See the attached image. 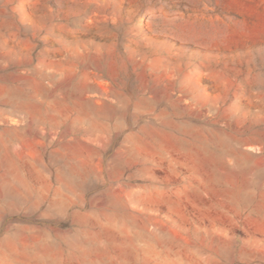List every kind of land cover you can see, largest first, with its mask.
I'll list each match as a JSON object with an SVG mask.
<instances>
[{"label":"rangeland","instance_id":"rangeland-1","mask_svg":"<svg viewBox=\"0 0 264 264\" xmlns=\"http://www.w3.org/2000/svg\"><path fill=\"white\" fill-rule=\"evenodd\" d=\"M0 264H264V0H0Z\"/></svg>","mask_w":264,"mask_h":264}]
</instances>
